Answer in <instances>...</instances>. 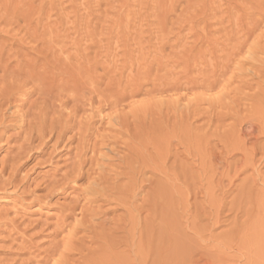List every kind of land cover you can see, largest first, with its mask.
<instances>
[{
	"label": "rangeland",
	"instance_id": "1",
	"mask_svg": "<svg viewBox=\"0 0 264 264\" xmlns=\"http://www.w3.org/2000/svg\"><path fill=\"white\" fill-rule=\"evenodd\" d=\"M0 52V264H264V0H0Z\"/></svg>",
	"mask_w": 264,
	"mask_h": 264
},
{
	"label": "bare ground",
	"instance_id": "2",
	"mask_svg": "<svg viewBox=\"0 0 264 264\" xmlns=\"http://www.w3.org/2000/svg\"><path fill=\"white\" fill-rule=\"evenodd\" d=\"M0 53H1V52H0ZM0 57H1V56H0ZM0 62H1V61H0ZM1 71H3V68H2ZM4 73H5V72H4ZM0 75H1L2 77H4V76L2 75V72L0 73ZM4 75H5V74H4ZM0 79L2 80L1 77H0ZM1 80H0V81H1ZM3 80H4V79H3ZM3 80H2V81H3ZM2 83H3V82H2ZM2 86H3V85H2ZM1 90L3 91L2 87H1ZM4 90H5V89H4ZM2 91H1V92H2ZM0 96H1V98H3L2 93H1ZM4 96H5V95H4ZM0 101H1V100H0ZM5 101H6V98H5ZM1 104H2V106H3L4 102L1 103ZM1 104H0V105H1ZM0 108H1V107H0ZM2 109H3V108H1L0 110H2ZM1 114H2V111H1ZM0 117H1V116H0ZM250 126H251V125H249V127H250ZM58 133H59V132H57V135H58ZM61 133H63V132H61ZM59 134H60V133H59ZM60 135H61V134H60ZM62 135H63V134H62ZM57 137H58V136H57ZM60 137H61V136H60ZM82 137H83V136H82ZM83 138H84V137H83ZM83 138H81V140H82ZM56 139H57V138H56ZM57 140H58V139H57ZM81 140L79 139V141H81ZM84 140H85V138H84ZM79 141H78V143H79ZM80 143H81V145H82V141H81ZM83 144H84V143H83ZM81 145H79L80 147L78 146L77 148L82 149L83 145H82V146H81ZM85 145H86V144H84V146H85ZM86 147H88V146H86ZM86 147H84L82 150H85ZM88 148H89V147H88ZM88 148H87V149H88ZM77 150H78V149H77ZM78 152H79V151H77L76 156L79 154ZM82 152H83V151H82ZM85 152H87V151H85ZM81 155H82V153H81ZM84 156H85V155L82 156V157H83V159H82L83 161L85 160V157H84ZM80 157H81V156H80ZM82 157H81V158H82ZM77 159H78V157H77ZM77 159L75 160L76 163L74 164V166L79 164V163H78L79 160L77 161ZM80 160H81V159H80ZM82 160H81V161H82ZM83 161H82V162H83ZM86 161H87V160H86ZM86 161H85V162H86ZM85 162H84V163H81V162H80V163H81V165H84ZM77 163H78V164H77ZM81 167H82V166H81ZM79 168H80V167H79ZM73 169H74L73 171L75 172L77 168L75 169V168L73 167ZM70 170H72V169H70ZM80 170H81V168L79 169V171H80ZM77 171H78V170H77ZM71 172H72V171H71ZM76 173H77V172H76ZM76 173H75V174H72V173H71V174H68L67 177H70L71 179H74L73 176L78 175V174H80L81 172H80V173L78 172V174H76ZM69 175H71V176H69ZM80 175H81V174H80ZM63 176H64V175H63ZM76 177H77V176H76ZM64 178H65V176H64ZM70 178H68V179H70ZM65 179H66V178H65ZM92 179H94V178H92ZM92 182H94V184H95V182L98 183V181H96V180H95V181L93 180ZM61 183H62V182H61ZM63 183H64V182H63ZM90 183H91V182H90ZM65 184H67V183L65 182ZM91 184H92V183H91ZM98 184H99V183H98ZM63 185H64V184H63ZM92 185H93V184H92Z\"/></svg>",
	"mask_w": 264,
	"mask_h": 264
}]
</instances>
